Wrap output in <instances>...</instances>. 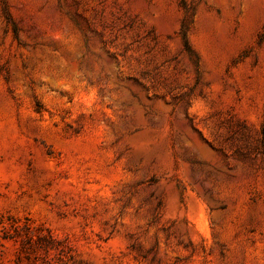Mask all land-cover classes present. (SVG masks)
Instances as JSON below:
<instances>
[{
    "label": "rangeland",
    "instance_id": "374dc122",
    "mask_svg": "<svg viewBox=\"0 0 264 264\" xmlns=\"http://www.w3.org/2000/svg\"><path fill=\"white\" fill-rule=\"evenodd\" d=\"M0 264H264V0H0Z\"/></svg>",
    "mask_w": 264,
    "mask_h": 264
},
{
    "label": "trees",
    "instance_id": "16d2710c",
    "mask_svg": "<svg viewBox=\"0 0 264 264\" xmlns=\"http://www.w3.org/2000/svg\"><path fill=\"white\" fill-rule=\"evenodd\" d=\"M6 230H8V229H6Z\"/></svg>",
    "mask_w": 264,
    "mask_h": 264
}]
</instances>
